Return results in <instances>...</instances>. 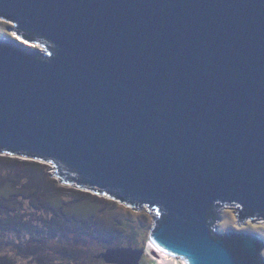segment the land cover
<instances>
[{"label": "water", "instance_id": "95a60500", "mask_svg": "<svg viewBox=\"0 0 264 264\" xmlns=\"http://www.w3.org/2000/svg\"><path fill=\"white\" fill-rule=\"evenodd\" d=\"M0 20L47 52L0 38V154L153 211L159 254L264 264L259 235L215 232L217 209L264 224V0H0Z\"/></svg>", "mask_w": 264, "mask_h": 264}, {"label": "rangeland", "instance_id": "374dc122", "mask_svg": "<svg viewBox=\"0 0 264 264\" xmlns=\"http://www.w3.org/2000/svg\"><path fill=\"white\" fill-rule=\"evenodd\" d=\"M10 27L0 20L2 35H9ZM232 213L221 209L215 232L255 233L264 241V224L236 225ZM156 217L145 208L135 212L134 207L62 183L50 163L0 154L2 264H132L133 252L140 250L137 264H163L154 258L156 251L147 250ZM108 250L114 252L102 259ZM260 256L264 260V244Z\"/></svg>", "mask_w": 264, "mask_h": 264}, {"label": "trees", "instance_id": "16d2710c", "mask_svg": "<svg viewBox=\"0 0 264 264\" xmlns=\"http://www.w3.org/2000/svg\"><path fill=\"white\" fill-rule=\"evenodd\" d=\"M12 30H14L12 27H10V31L12 32V33H9L8 31H6V32H8V34L9 35H6V36H4V34L2 35L1 33H0V38H2L3 40H10L12 43L14 42V44L16 45V46H20V45H22L21 43H19L18 41H16L15 40V38L14 37H10V36H12V35H16V37L18 38V40H24V41H31L32 43V45H33V48H36V49H38V48H40V49H42L41 51L42 52H44L45 54L47 53L46 52V50H45V46L43 45V44H41L40 45V43L39 42H42L38 37H36V36H34L33 34H31V33H29V32H27V31H23V32H18V33H16L15 31H12ZM29 43V42H28ZM31 50V49H30ZM32 172H35V171H32ZM59 172L60 173H62V174H68L69 176V178L70 179H72V180H76L77 179V177H76V175L73 173V172H71L69 169H68V167L67 166H64V165H59ZM36 173V172H35ZM220 211H221V209H217L216 210V214H217V216H218V220H219V213H220ZM218 222V221H217ZM260 258H261V256H260ZM262 259V258H261ZM0 261H1V259H0ZM264 261V260H263ZM0 264H2V262H0Z\"/></svg>", "mask_w": 264, "mask_h": 264}, {"label": "bare ground", "instance_id": "6f19581e", "mask_svg": "<svg viewBox=\"0 0 264 264\" xmlns=\"http://www.w3.org/2000/svg\"><path fill=\"white\" fill-rule=\"evenodd\" d=\"M151 249L152 248L148 245L147 250H149L150 254H152V253L154 254V252ZM156 254H157L156 258L159 259L161 261V263H163V264H178L179 263L178 261H180L181 264H184L183 261L179 260L178 258L167 257V256H164L162 254H159L158 252H156ZM174 259H177L178 261L174 260Z\"/></svg>", "mask_w": 264, "mask_h": 264}, {"label": "clouds", "instance_id": "9594fccd", "mask_svg": "<svg viewBox=\"0 0 264 264\" xmlns=\"http://www.w3.org/2000/svg\"><path fill=\"white\" fill-rule=\"evenodd\" d=\"M24 41V40H23ZM26 42V41H25ZM28 43V42H27ZM29 45H31L32 47H33V45L32 44H30V43H28Z\"/></svg>", "mask_w": 264, "mask_h": 264}]
</instances>
